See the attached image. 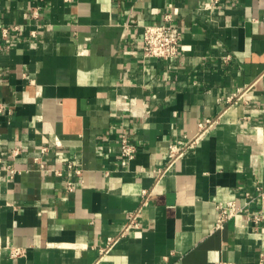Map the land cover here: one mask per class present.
<instances>
[{
  "label": "crops",
  "instance_id": "0c3cea01",
  "mask_svg": "<svg viewBox=\"0 0 264 264\" xmlns=\"http://www.w3.org/2000/svg\"><path fill=\"white\" fill-rule=\"evenodd\" d=\"M208 1L0 0V102L12 109L0 114V264H264V0ZM168 11L179 55L146 58L144 26ZM206 118L214 126L157 179L170 145ZM68 161L82 180L55 172ZM229 200L243 209L213 229Z\"/></svg>",
  "mask_w": 264,
  "mask_h": 264
},
{
  "label": "built area",
  "instance_id": "2783aa9c",
  "mask_svg": "<svg viewBox=\"0 0 264 264\" xmlns=\"http://www.w3.org/2000/svg\"><path fill=\"white\" fill-rule=\"evenodd\" d=\"M224 0H209L206 3L208 8L219 6L223 3ZM165 21L159 23H149L144 26L143 31V44L141 47L142 53L146 58H164V59H172L177 57L180 52L181 41H182V29L179 25L174 22V13L168 11L165 13ZM226 60L230 58V55H225L224 57ZM125 99V98H124ZM128 100V99H127ZM134 102L131 100L123 101L122 106L124 108L134 109ZM11 108L6 105L4 102H0V114L11 112ZM216 123V119L213 118H206L205 121L200 122L199 130L196 135L192 138L187 139L186 141L179 140L173 142L170 145V150L168 152L167 164L164 167L158 169V176L157 179L162 177L164 173L169 170L174 161L184 154V152L193 147L198 139L208 132L212 126ZM49 147L47 145H42L41 150L43 152L48 151ZM21 148L16 147L14 148L13 155H17L20 153ZM120 150L121 154L126 157L127 159H132L135 157L138 147L137 145L130 140L129 136L126 132L120 137ZM34 160L39 164L42 170H48V165L45 160L40 156L36 155ZM6 168L11 172L15 173L17 170L14 167L13 163H7ZM71 171L77 175V178L82 180V171L80 168L75 167L72 161H68L65 164L64 168H57L55 172L59 175H62L64 170ZM75 181L70 179L67 181L66 188L68 192H72L75 189ZM258 193L264 196V191L262 190L261 185H257L256 187ZM150 191L144 190L143 195L144 199L142 201V205L146 203V199L149 195ZM252 192L247 191L246 195L249 197L251 196ZM141 206L138 207L137 210L129 213L128 219L123 227L115 234L109 235L107 238V243L100 247V254L98 260L103 259L108 253H110L114 247L117 245L119 240L127 235L132 228L137 227L139 225L138 215L141 209ZM219 213L218 217L215 221L213 229H222L225 223L239 213L243 207L238 205L236 201L229 200L224 203H220L218 206ZM255 220L259 221L263 219L262 215H255ZM24 253V248L20 246H12V254L16 256H20ZM263 256L264 253H261ZM215 264H230L227 260H218Z\"/></svg>",
  "mask_w": 264,
  "mask_h": 264
}]
</instances>
